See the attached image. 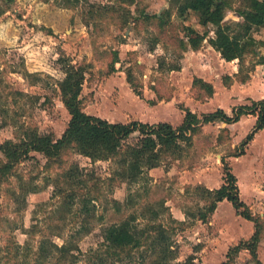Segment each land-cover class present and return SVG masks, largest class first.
<instances>
[{
	"label": "rangeland",
	"instance_id": "1",
	"mask_svg": "<svg viewBox=\"0 0 264 264\" xmlns=\"http://www.w3.org/2000/svg\"><path fill=\"white\" fill-rule=\"evenodd\" d=\"M169 6L170 0H0V143L18 142L27 130L54 139L64 134L71 115L58 82L67 61L85 71L83 109L112 122L168 121L176 127L185 115L181 107L199 116L219 105L232 113L241 102L235 99L251 104L249 94H264V64L255 65V52L245 56L243 73L255 65L245 82L235 71L224 81L232 63L222 65L225 59L216 49L185 58L192 49L183 50V25L204 28L196 14L183 19L175 10L162 26L156 15ZM239 19L234 9L228 10V22ZM256 32L264 37V27ZM261 48L264 44L255 47L257 52ZM116 55L119 61L112 69ZM177 65L181 68L171 69ZM253 76L248 93L236 89ZM196 78L212 84L219 104L210 101L214 93ZM231 89L234 96L229 97ZM252 120L202 125L190 143L180 140L179 150L162 151L156 167L143 165L135 180L127 174L125 158L128 147L142 138L139 131L109 159H93L73 146L58 157L32 151L9 177H0V264H156L165 254L154 243L162 231L173 251L169 264H184L191 257V264H221L256 225L230 201L205 221L200 218L212 200L204 188L223 183L222 159L236 174L240 196L261 229L258 260L243 249L231 264H264V131L237 156ZM5 161L0 150V165ZM129 215L136 217L141 243L114 252L103 229Z\"/></svg>",
	"mask_w": 264,
	"mask_h": 264
},
{
	"label": "trees",
	"instance_id": "2",
	"mask_svg": "<svg viewBox=\"0 0 264 264\" xmlns=\"http://www.w3.org/2000/svg\"><path fill=\"white\" fill-rule=\"evenodd\" d=\"M134 3L136 0H125ZM234 9L240 16L235 23L226 20L228 10ZM176 15L185 19L190 14H196L198 22L203 26L199 30L191 24L183 25L185 33L186 47L198 50L208 38V42L220 52L221 57L227 61L239 59V68L235 75L241 77L245 82L249 79L251 71L256 64H264V54L259 55L255 47L264 44L258 41L253 32L264 26V0H239V5L234 6L233 0H170V6L161 15H156L160 24L165 25L171 18L173 11ZM213 30V35L210 32ZM209 36V37H208ZM154 48V47H153ZM152 48V49H153ZM255 52L258 60L251 67L248 73H243L244 60L246 54ZM62 61H67L62 59ZM117 55L114 57L112 69L118 62ZM67 69L65 76L58 82L62 94V100L68 109L71 118L65 129L64 134L54 139L50 134H40L33 130H27L23 139L16 142L6 140L0 143V150L6 157V161L0 165V177L7 178L12 174L14 167L21 159L27 157L32 151H39L48 157H58L60 153L69 146H73L80 153L90 156L93 159H109L117 155L123 141L135 131H139L142 138L136 145H130L126 151L129 170L128 176L135 180L144 172L143 167L147 164L148 168L156 167L161 159L162 151H177L180 149V140L191 142V135L196 133L204 124L215 122L234 123L240 120L242 115L253 114L257 116L256 123L252 130L245 136L240 145V153L246 152V147L254 138L256 132L264 128V98L252 100L251 104H239L234 106L232 113L228 114L223 108L197 115L189 107H181L185 115L181 124L173 126L168 121L157 123H146L139 120L130 122H112L106 118L87 113L82 106L81 91L85 80V71L80 66H75L70 62L66 63ZM181 66H174L171 69H180ZM128 81L137 94L141 92L137 89L131 73H128ZM232 75H226L224 81H230ZM195 83L204 84L211 94L214 87L211 83L201 78H196ZM224 163L223 183L216 189L204 188V191L211 196V202L207 208V213L200 216L206 220L208 214L213 213L220 201L227 199L232 203L236 212L248 220H253L255 231L249 239H242L238 244L232 246L226 256L227 260L221 264H231L236 255L241 250H248L252 256L258 260L257 247L261 237L259 221L252 215L249 206L240 196L237 183V176L231 166ZM144 165V166H143ZM134 215H129L120 222L107 225L103 229V237L112 251L128 246H138L141 241L134 229ZM157 246L163 247L164 257H160L156 264H169L172 248L168 241V235L164 231L158 233L154 238ZM166 243V244H165ZM110 251V250H109ZM110 254H114L110 252ZM191 261L184 264H191Z\"/></svg>",
	"mask_w": 264,
	"mask_h": 264
},
{
	"label": "crops",
	"instance_id": "3",
	"mask_svg": "<svg viewBox=\"0 0 264 264\" xmlns=\"http://www.w3.org/2000/svg\"><path fill=\"white\" fill-rule=\"evenodd\" d=\"M264 27V26H263ZM261 28V27H260ZM259 29V28H258ZM258 29H257V31H258ZM256 31V30H255ZM255 31L253 32V35H254V37L258 40V41H263L264 42V37L263 36H261V35H259L258 34V32H256L255 33ZM211 32H213V30L211 31ZM211 32H210V34H211ZM213 35V34H212ZM211 36V35H210ZM209 37V36H208ZM207 42H208V38H206L205 39ZM203 49H205V52L207 53V51L209 52V51H211V50H213L214 52H216L215 51V48L208 42V43H206V44H204L203 46H202V49H199V50H189L187 53L185 52V58L186 57H188V56H190L189 54H195L196 52H198L199 54L201 53H203ZM264 49V48H263ZM259 53V55H261V54H264V50L262 51V48H261V50L258 52ZM204 54V53H203ZM220 54V53H219ZM236 62L238 63L239 62V59H234V60H232V61H223V64L222 65H226V66H229L230 65V63H232V70H230L229 71V73L228 74H232V72L233 71H237L238 70V68H237V64H236ZM259 66H261V65H258L257 66V69H259L260 67ZM204 77V80L206 79V80H208V81H211L212 82V79H210V78H208L206 75L205 76H203ZM254 76L251 78V80L249 81V83H247V84H241V86L240 87H238V88H236V89H242L243 88V92H246V93H248V91L249 90H251V89H249L250 88V85L253 83V81H254ZM232 89H234V87L232 88ZM230 90V91H228V96L229 97H231V96H234L233 95V90ZM229 90V89H228ZM252 90H255V89H252ZM253 92H255V93H260V91L259 90H256V91H253ZM232 93V94H231ZM217 94V92H215L214 93V97H212L211 99H210V101L211 102H213L214 101V103L213 104H219V102L217 101V98H216V95ZM229 97H227V101L229 100L228 98ZM249 97L250 98H253V100H259V99H263L264 98V94H262V95H254V94H249ZM257 98H259V99H257ZM214 99H216V100H214ZM241 99V100H240ZM235 100H237V101H241L240 103H237V105H239V104H249V103H247V101L246 100H243V98H238V99H235ZM236 103V102H235ZM235 103H233V104H235ZM237 105H233V106H237ZM220 107H218V108H223V106L222 105H219ZM224 109V108H223ZM231 109H233V108H231ZM216 110V109H215ZM214 111V110H213ZM226 111V110H225ZM194 112V111H193ZM227 112V111H226ZM228 114H231V113H229V112H227ZM253 118V120H252V124L248 127V129H246L244 132H243V134L244 135H246V134H248L251 130H252V128H253V126H254V124L256 123V119H257V116H255V115H253V114H248V115H242L241 116V118H240V120L239 121H237V122H234L233 123V125L234 126H236V125H238L242 120H244L245 118ZM204 125H208V124H204ZM264 131V128L263 129H261V130H259L258 132H256L255 133V135H254V138L251 140V142H250V145H249V149H250V146H252L255 142H256V140L258 139V136L260 135V131ZM240 157V156H239ZM238 158V157H237ZM226 201H228L227 199H224L223 201H220L219 203H218V206H217V208H216V212H218V209H219V207H220V204L221 203H226ZM232 204V203H231Z\"/></svg>",
	"mask_w": 264,
	"mask_h": 264
}]
</instances>
